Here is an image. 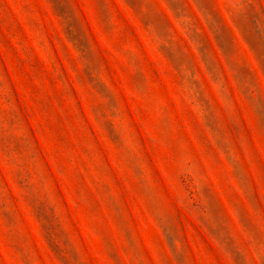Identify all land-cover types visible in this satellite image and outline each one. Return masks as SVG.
<instances>
[{
  "label": "rangeland",
  "instance_id": "1",
  "mask_svg": "<svg viewBox=\"0 0 264 264\" xmlns=\"http://www.w3.org/2000/svg\"><path fill=\"white\" fill-rule=\"evenodd\" d=\"M0 264H264V0H0Z\"/></svg>",
  "mask_w": 264,
  "mask_h": 264
}]
</instances>
